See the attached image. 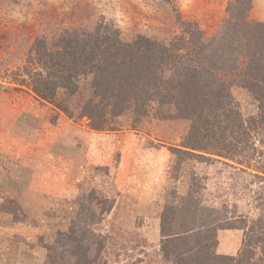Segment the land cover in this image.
<instances>
[{
    "label": "rangeland",
    "instance_id": "374dc122",
    "mask_svg": "<svg viewBox=\"0 0 264 264\" xmlns=\"http://www.w3.org/2000/svg\"><path fill=\"white\" fill-rule=\"evenodd\" d=\"M231 1L0 0V181L16 204L10 203L12 221L19 213L18 222L33 226L17 237L28 242L20 251L28 264H44L55 243L57 254L66 248L68 239L55 232L67 230L77 212L85 218L80 230L98 244L96 264H175L167 259L163 226L166 233L191 231L170 242L172 250L198 251L181 264H264V181L215 157L202 162L186 152L190 120L131 109L93 129L85 114L93 97L88 79L74 95L57 92L56 104L68 113L31 89L42 69L39 44L51 51L64 35L93 31L99 23L116 27L124 41L144 35L167 43L181 33L183 21L197 23L211 38L228 18ZM249 15L264 22V0H251ZM231 94L244 119L259 114L247 88L234 84ZM43 176L61 179L60 186ZM13 181L25 190L14 189ZM169 201L179 210H169ZM195 201L214 208L206 227L187 210ZM21 205L33 207L35 215L27 216L25 207L18 211ZM18 225L20 233L25 224ZM10 251L15 254V247Z\"/></svg>",
    "mask_w": 264,
    "mask_h": 264
},
{
    "label": "trees",
    "instance_id": "16d2710c",
    "mask_svg": "<svg viewBox=\"0 0 264 264\" xmlns=\"http://www.w3.org/2000/svg\"><path fill=\"white\" fill-rule=\"evenodd\" d=\"M250 9L251 0H232L228 18L218 35L211 38L205 37L197 23L187 21L181 23V33L167 43L144 35L124 41L116 27L103 23L93 31L70 32L51 51L39 44L37 58L42 69L32 77L31 89L56 104L60 89L74 95L81 88V80L88 79L93 97L85 103V114L93 120V129L106 128V117L131 109L141 116L163 110L160 117L191 121L182 145L186 152L199 155L202 162L206 155L209 160L215 157L264 181V22L251 19ZM234 84L247 88L258 100L260 112L256 117L244 119L231 94ZM56 105L66 113L70 111ZM172 109L174 114L169 112ZM19 182L13 181V187L23 192L25 184ZM172 203L169 201L167 208L178 211L179 206ZM22 207L27 216L35 215L33 207L21 205V212ZM180 208L198 217L202 227L214 209L200 201L191 202L187 210L184 204ZM17 216L22 219L19 213ZM170 218L164 217L165 221ZM70 219L73 221L67 230L55 232L69 243L58 254L60 246L52 245L55 251L44 264H96L98 244H92L95 240L80 230L85 218L80 219L77 212ZM189 232L166 233L163 226L167 259L173 257L175 264H181L187 254L198 253L190 247L183 253L170 247V242Z\"/></svg>",
    "mask_w": 264,
    "mask_h": 264
},
{
    "label": "crops",
    "instance_id": "0c3cea01",
    "mask_svg": "<svg viewBox=\"0 0 264 264\" xmlns=\"http://www.w3.org/2000/svg\"><path fill=\"white\" fill-rule=\"evenodd\" d=\"M51 154L56 158L59 157V155H58L59 153H57L55 150ZM62 162L66 163V161H64V160H62ZM54 178L55 177L49 178V177L43 176L44 180H50L52 187L57 188L61 184V181H60L61 179H59V178L54 179ZM78 191H79V189H78ZM11 195H12V193L10 190L9 191H3V187H2L1 181H0V264H28L29 259L26 260V257L20 256L21 255V253H20L21 248H24L23 247L24 245L28 246V242L24 243L21 240L18 241L17 237L18 236H27L26 234L28 231H33V226L32 225L29 226L27 223H24V222H26V219L23 222H18L17 221V214H16V218H15V214L12 216L13 217V221H12V218H11V215L9 214V211L12 210L11 204L12 203L15 204V201H12L14 198ZM6 203H7V207L5 206ZM1 211H5V212L1 213ZM143 212L144 211H141V213H143ZM17 223L18 224H21V223L25 224V226L20 230L21 231L20 233H19V227H22V226L18 225ZM11 233L13 234V236L16 237V240L15 239H13V241L11 240ZM8 234L10 235V237L8 236ZM23 239L27 240L24 237H23ZM11 247H15V249H16L15 254L11 253V251H10ZM221 247H222V244H220L219 249Z\"/></svg>",
    "mask_w": 264,
    "mask_h": 264
}]
</instances>
